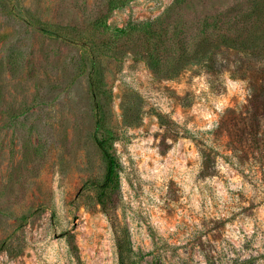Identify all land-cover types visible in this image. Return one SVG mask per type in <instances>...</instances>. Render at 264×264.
<instances>
[{
  "label": "rangeland",
  "instance_id": "obj_1",
  "mask_svg": "<svg viewBox=\"0 0 264 264\" xmlns=\"http://www.w3.org/2000/svg\"><path fill=\"white\" fill-rule=\"evenodd\" d=\"M222 14L223 41L189 42ZM129 23L191 50L154 68ZM123 230L130 264H264V0H0V264H118Z\"/></svg>",
  "mask_w": 264,
  "mask_h": 264
},
{
  "label": "trees",
  "instance_id": "obj_2",
  "mask_svg": "<svg viewBox=\"0 0 264 264\" xmlns=\"http://www.w3.org/2000/svg\"><path fill=\"white\" fill-rule=\"evenodd\" d=\"M124 5L123 1H111L108 5V14H110L116 8L122 7ZM167 19V18H165ZM225 22H222V20ZM105 18L99 20L96 23L97 29H102V33L106 32L107 28L105 25ZM168 20V19H167ZM235 20V17L231 15H223L221 19L216 15H205L202 20L196 23V30L191 35L189 42L193 45H200L199 40L208 43L211 45L217 43L218 41H223V38L220 35L218 28H223L227 26L228 22ZM155 22L161 23L162 19H157ZM141 34L143 35L146 42L159 43L163 49V55L157 56L155 53L152 54L153 67H158L163 62L179 61L180 59L186 57L183 56L186 54L189 49L185 43V39H179L174 44L171 43L170 38L168 37V32L166 27L155 28L151 24H128L127 28L124 30L116 31V37L120 36H129L131 34ZM220 36V37H219ZM215 40V41H214ZM230 40V39H229ZM155 45V44H154ZM156 70V69H155ZM158 74V73H157ZM100 122L97 121L96 126L100 127ZM115 141V136L110 130H103L102 135H94L95 145L101 154L104 163L105 171L102 179L99 183H94L97 189L96 202L104 211H111L115 207L114 197L119 191V171L120 165L119 162L111 152V146ZM75 249V247H73ZM116 250L118 256V264H130L132 249L130 246L129 235L126 230L122 231V235L116 241Z\"/></svg>",
  "mask_w": 264,
  "mask_h": 264
}]
</instances>
